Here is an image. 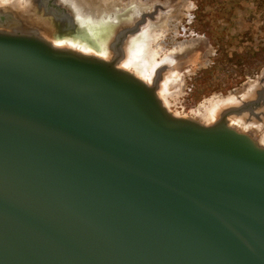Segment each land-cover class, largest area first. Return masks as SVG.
Here are the masks:
<instances>
[{
	"label": "water",
	"instance_id": "water-1",
	"mask_svg": "<svg viewBox=\"0 0 264 264\" xmlns=\"http://www.w3.org/2000/svg\"><path fill=\"white\" fill-rule=\"evenodd\" d=\"M139 31L104 58L0 14V264H264V146L229 122L260 100L173 114L169 66H125Z\"/></svg>",
	"mask_w": 264,
	"mask_h": 264
},
{
	"label": "rangeland",
	"instance_id": "rangeland-1",
	"mask_svg": "<svg viewBox=\"0 0 264 264\" xmlns=\"http://www.w3.org/2000/svg\"><path fill=\"white\" fill-rule=\"evenodd\" d=\"M185 1L158 32L155 46L165 53L156 70L171 67L162 74L159 94L173 114L201 121L207 105L235 99L252 85L263 89L264 0ZM254 111L246 117L262 122L263 105Z\"/></svg>",
	"mask_w": 264,
	"mask_h": 264
},
{
	"label": "bare ground",
	"instance_id": "bare-ground-1",
	"mask_svg": "<svg viewBox=\"0 0 264 264\" xmlns=\"http://www.w3.org/2000/svg\"><path fill=\"white\" fill-rule=\"evenodd\" d=\"M59 1L71 10L70 13L73 15L71 16V19L67 18V16L63 18L58 17L54 12L49 11L50 8L48 10L47 6L41 3L40 0H0V14H7L12 17L13 21L16 19L18 23L20 21V23L23 24V28L31 24V22L36 24L37 27L41 28L43 34L53 41L55 46L72 49L78 48L84 52L94 53L105 58L109 54V38L111 33L116 30V25L111 22H106L105 19H112L111 17L114 15H112L114 10L118 9V6L126 3L125 10L122 11H125L124 13L127 12V18L122 19L121 21V23L123 22L122 25H126L139 16L141 12L143 13L149 8H145L146 4L141 3V0H134L131 2H121L120 0ZM182 1L183 5H185V0ZM166 5H170V1L167 2ZM128 9L133 11L128 13ZM96 19L104 21L102 23H105V31H98L97 28L99 26L95 23L92 25V20L96 21L98 24L99 21ZM71 20L78 24V26L75 25L77 27V31L74 27L73 29L69 28ZM148 28L150 29V32L148 31ZM92 37L96 40L92 39ZM157 38H159V36H157L156 30L149 26L147 29L143 30L139 36L130 39L126 46L128 58L125 66L132 71L134 75L146 83H150L152 81L154 71L156 70L158 63H160L163 59L161 56V53L164 52L163 49L162 52H160L155 46L158 44H155ZM81 44L83 47L79 48L78 46ZM168 83L169 82H167V84ZM254 86L252 85L248 91L242 93L240 96H236L235 99H226L223 101L219 100L207 105L205 114L201 118V122L210 125L216 121L221 109L238 103L236 99H242L244 102V100L252 98L255 95V92H253ZM163 94L164 97L168 98L171 95L168 90L163 91ZM259 117L261 120L264 119V109L260 113ZM252 121H254V119L242 116L232 117L229 122L232 127L241 132L251 131V135L254 138L256 137L255 139L264 146V134L258 136L260 129H257L255 125H251Z\"/></svg>",
	"mask_w": 264,
	"mask_h": 264
},
{
	"label": "flooded vegetation",
	"instance_id": "flooded-vegetation-1",
	"mask_svg": "<svg viewBox=\"0 0 264 264\" xmlns=\"http://www.w3.org/2000/svg\"><path fill=\"white\" fill-rule=\"evenodd\" d=\"M122 1L131 2V1H134V0H122ZM169 1H170V5L167 6L166 4ZM40 2L45 4L48 9L50 8V10L54 11L55 13L57 12V10H54L55 7H59L60 8L61 5H63V4L60 3L59 0H40ZM184 2L186 3V1H184ZM141 3H145L146 4L145 8L149 7L150 9L148 8V10H145L143 13L141 12V14H139V16H137L129 24L122 25L123 22L121 23L122 19H126L127 18L126 17V13L127 12L124 13L125 11H122V10H125L126 3L121 5V6H118L119 8L114 10V12L112 13V15L113 14L114 15L113 16L111 15L112 19L108 18V19H105V21L114 23L116 25V27H115L116 30H124V29L136 28L137 25L139 24L140 31L135 33V34H133V35H131V36H129V40L134 38V37H136V36H139L141 34V32L143 30L147 29V27H149V26H151L152 29L156 30L157 36H159L158 32H159V30H161L162 22L167 19L166 15L168 13H173V12H176V11L178 12V10L183 9V7H185V5H186V4L183 5V1L182 0H180V1L179 0H172V1L171 0H164V1H162V0H149V1L141 0ZM123 6H124V8H123ZM127 11H128V13H131L133 10L128 9ZM56 14H57L58 17L63 18V17H66L64 15H66L68 13H67V11H65V13L57 12ZM128 15H131V14H128ZM67 18L71 19V17L69 15H67ZM102 22H104V21H102ZM69 26H70L69 27L70 29H73V26L71 25V22H70ZM115 31L111 33V36L115 35L117 33ZM148 31L150 32V29ZM157 40H158V38L156 39V41ZM260 86L262 87L263 84H260ZM263 88H264V86H263ZM253 92H255L254 94L257 95V98L259 100L261 99V101H260L261 105H257L258 109H260L262 107V105H263V109H264V90L260 89V87L258 85H255ZM251 125H255L257 129H260V131L258 133L259 136H261V134H264V119H263L262 122L252 121ZM257 126H259V127H257Z\"/></svg>",
	"mask_w": 264,
	"mask_h": 264
}]
</instances>
